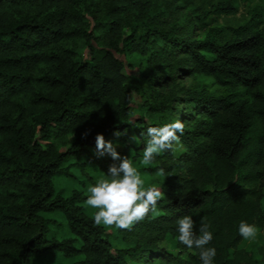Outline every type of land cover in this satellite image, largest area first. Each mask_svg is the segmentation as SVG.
Masks as SVG:
<instances>
[{
	"label": "trees",
	"instance_id": "16d2710c",
	"mask_svg": "<svg viewBox=\"0 0 264 264\" xmlns=\"http://www.w3.org/2000/svg\"><path fill=\"white\" fill-rule=\"evenodd\" d=\"M235 2L221 0L212 7L234 14ZM172 3L0 0V264H49L37 260L54 252L80 256L64 264H150L158 254L156 243L166 235L189 256L174 264H202L198 250L177 239L176 221L183 215L196 221L197 234L202 219L211 225L213 264H264V247L239 235L242 221L264 226L262 15L254 9L245 25L225 34L207 27L203 11L170 22ZM205 28L203 38L193 36ZM118 52L143 60L161 90H170L178 69L210 78L215 87L187 94L192 112L176 118L185 124L180 136L185 150L155 159L165 170L159 213L126 230L132 245L113 251L104 226H96L83 210L88 195L73 189L64 196L53 178L74 176L66 162L79 168L114 162L97 154V134L122 144L116 148L121 157L130 148L127 135L136 134L138 156L149 139L148 127L176 121H131L133 82ZM160 98L173 100L172 93ZM159 105L148 110H162ZM90 121L95 123L83 137ZM68 135L72 141L60 150L54 139ZM48 212L61 213L72 236L55 237L50 229L55 220L43 215Z\"/></svg>",
	"mask_w": 264,
	"mask_h": 264
},
{
	"label": "rangeland",
	"instance_id": "374dc122",
	"mask_svg": "<svg viewBox=\"0 0 264 264\" xmlns=\"http://www.w3.org/2000/svg\"><path fill=\"white\" fill-rule=\"evenodd\" d=\"M218 1L221 0H173V3L169 8L170 13L168 20H170V22H173L175 19L182 20L183 17L188 13L195 14L203 11L208 13V17L205 20V23L208 25L207 27H217L222 30L223 33L228 34L231 28L245 25L251 19L253 10L257 9L262 15L259 29L264 34V0H236L235 5L237 6V12L234 14L215 12L212 4H215ZM205 32L206 28L204 30L196 29L193 36L197 39H200L203 38ZM78 50L83 57H86L85 48L81 46L78 48ZM116 56L122 60L125 73L132 79L133 87L131 90L130 99L132 111L131 121H139L138 123L140 125L173 121L186 112H192V106L188 105L186 102L187 94L203 87L207 89H213L215 87L210 78H206L198 74L192 75L178 69L173 84L169 86L170 90H161V87L155 86L154 83H152L153 76H148V70L144 65V61L141 60L137 55L118 52L116 53ZM153 87L157 88V90H153ZM168 93H172L173 100L160 98L163 95L166 96ZM156 94H159L160 96L158 97ZM157 104H161L162 110H148L149 107H152L151 109L156 108ZM94 123V121H90L83 130V133ZM133 137L137 136L132 132L127 135V143L130 147L127 152V157L132 160L133 166L136 167L141 173L142 179L145 180L146 187L155 185L156 187L160 188V185L165 181V175L158 176L156 174L157 170L160 168L158 166V161L155 160L149 165H143L141 163L143 154L134 156L135 148L138 147L139 144L135 142ZM71 141V135L61 139H54V142L58 144L60 150L66 148V146ZM202 143H204V141ZM114 145H117V148H119L122 144L115 143ZM184 150L185 148L182 147L179 152H172L173 157H178V155ZM113 163H117V161H110L105 163V165L103 164L102 166L97 163H88L85 164L83 168H79L74 164H70V162H66L64 163V166H67L68 170L74 176H55L53 178L55 190L60 191L64 196L69 195L73 189L81 190L84 194L89 195V187L93 186L100 177H106L108 168ZM260 195L261 206L264 211V185L260 190ZM82 205L83 210L87 215H93V213L96 211L95 209L90 208L86 202H84ZM158 213L159 210H157L155 213H150V216H156ZM43 215L47 218L55 220V224L50 226L51 233L53 232L55 237L65 238L72 236L66 226L64 216L61 213L48 212L43 213ZM104 228L107 237L110 239V242L113 246V251H115L116 248H125L129 245H132L131 241L124 238L126 230H119L115 227ZM246 243L249 244L248 241H246ZM253 243H258L264 247V226L262 229H260V237H258L257 241ZM156 247L158 254L157 256H154L150 264H174L177 262V259H189V256L186 253H181L179 251L168 235L165 236L163 241L157 242ZM79 258L80 256L74 258H65L61 253L54 252L53 255H47L46 257L38 259L37 261L47 262L49 264H64ZM130 264L134 263L130 262Z\"/></svg>",
	"mask_w": 264,
	"mask_h": 264
},
{
	"label": "clouds",
	"instance_id": "9594fccd",
	"mask_svg": "<svg viewBox=\"0 0 264 264\" xmlns=\"http://www.w3.org/2000/svg\"><path fill=\"white\" fill-rule=\"evenodd\" d=\"M129 124H132L130 121ZM185 124L177 119L172 123L147 128V140L143 148L141 163L149 165L156 157L165 151L179 152L182 149L180 136L183 135ZM179 133V135H178ZM86 137L88 133L82 134ZM120 136L122 133H115ZM137 144L140 139L133 137ZM96 149L99 156L108 154L114 161L109 166L106 177H100L90 186L86 204L96 211L93 213V221L96 226L115 227L119 230L131 231L133 227L144 221L150 213L157 211V204L165 198V193L155 185L145 186V180L141 173L133 166L132 160L127 156L121 157L116 151L117 145L106 141L102 134H97ZM164 176L165 170L159 168L156 173ZM178 241L188 249H197L202 264H213L217 251L208 245L213 240L211 225L200 222L198 234L194 231L196 221L191 215H183L176 221ZM239 235L249 243L256 242L260 235V229L254 224L241 222Z\"/></svg>",
	"mask_w": 264,
	"mask_h": 264
}]
</instances>
